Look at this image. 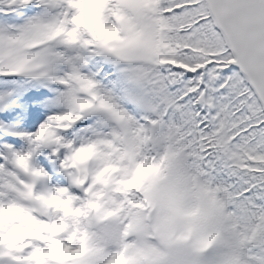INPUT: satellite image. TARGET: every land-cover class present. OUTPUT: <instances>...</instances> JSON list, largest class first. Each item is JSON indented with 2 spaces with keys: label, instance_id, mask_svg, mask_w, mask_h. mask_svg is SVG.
<instances>
[{
  "label": "snow or ice",
  "instance_id": "snow-or-ice-1",
  "mask_svg": "<svg viewBox=\"0 0 264 264\" xmlns=\"http://www.w3.org/2000/svg\"><path fill=\"white\" fill-rule=\"evenodd\" d=\"M0 264H264V0H0Z\"/></svg>",
  "mask_w": 264,
  "mask_h": 264
}]
</instances>
